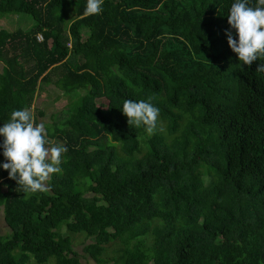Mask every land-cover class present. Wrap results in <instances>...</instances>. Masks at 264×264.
<instances>
[{
	"label": "trees",
	"instance_id": "obj_1",
	"mask_svg": "<svg viewBox=\"0 0 264 264\" xmlns=\"http://www.w3.org/2000/svg\"><path fill=\"white\" fill-rule=\"evenodd\" d=\"M234 2L104 0L84 16L87 0H0V18L34 21L0 28V127L24 108L41 124L48 85L69 98L43 122L67 148L49 191L9 178L0 135V264H264V57L229 46ZM150 97L152 134L122 111Z\"/></svg>",
	"mask_w": 264,
	"mask_h": 264
},
{
	"label": "clouds",
	"instance_id": "obj_2",
	"mask_svg": "<svg viewBox=\"0 0 264 264\" xmlns=\"http://www.w3.org/2000/svg\"><path fill=\"white\" fill-rule=\"evenodd\" d=\"M104 0H87L84 16L102 12ZM251 5V6H250ZM230 29H226L228 44L238 54L243 65L251 67L257 57H264V0H235L228 12ZM231 29H235L234 34ZM238 35V39L235 36ZM37 40L41 37L37 34ZM264 72V64L257 68ZM148 101L127 99L123 102L122 111L128 117L132 127L145 126L148 134L157 127L159 109ZM7 162L2 167L10 170L9 178L15 180L18 188L24 193L34 194L49 191L47 184L54 173H60L62 154L67 151L63 145L52 144L47 139L43 123L36 124L28 108L13 110L10 120L0 127ZM46 145H51L50 147Z\"/></svg>",
	"mask_w": 264,
	"mask_h": 264
},
{
	"label": "rangeland",
	"instance_id": "obj_3",
	"mask_svg": "<svg viewBox=\"0 0 264 264\" xmlns=\"http://www.w3.org/2000/svg\"><path fill=\"white\" fill-rule=\"evenodd\" d=\"M33 23L34 21L30 17V15L25 13L9 14L7 16L0 18V28H6L7 30H11V31L17 28L26 29L30 27ZM81 30L83 33H88V29L85 28L84 26L81 27ZM0 66H1V62H0ZM60 94L61 91H59L54 85H48L47 89H43V90L40 89L38 91L34 105L35 107L40 108V110H43L44 112V115L40 116L39 118L40 123L52 122L54 120L52 118V114L55 112L57 113L56 115L57 121H60L62 118H64L66 113L63 112L62 108H65L67 104V100H69V98L68 96L63 95L62 98H60L59 100H55V97ZM9 233H10L9 227L4 221L3 215L0 211V240L4 239L5 237H8ZM89 241H90L89 238L80 234H76L75 237L73 238V247L75 250L82 252V247L86 242ZM51 261L54 262V258H51L48 261L50 262V264H53V262ZM81 261L83 264H97L91 257L82 258ZM27 264H31V260ZM33 264H39V263L33 262ZM42 264H47V263H42Z\"/></svg>",
	"mask_w": 264,
	"mask_h": 264
}]
</instances>
